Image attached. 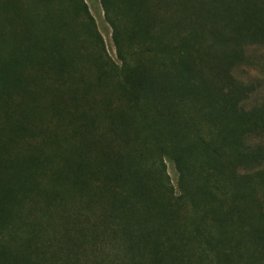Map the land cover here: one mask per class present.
Wrapping results in <instances>:
<instances>
[{
    "label": "trees",
    "instance_id": "obj_1",
    "mask_svg": "<svg viewBox=\"0 0 264 264\" xmlns=\"http://www.w3.org/2000/svg\"><path fill=\"white\" fill-rule=\"evenodd\" d=\"M1 1L0 264H264V104L232 72L264 45V0H102L119 62ZM90 200L102 226L75 218Z\"/></svg>",
    "mask_w": 264,
    "mask_h": 264
},
{
    "label": "rangeland",
    "instance_id": "obj_2",
    "mask_svg": "<svg viewBox=\"0 0 264 264\" xmlns=\"http://www.w3.org/2000/svg\"><path fill=\"white\" fill-rule=\"evenodd\" d=\"M13 7L18 11H12L11 14L17 22V27L21 28L25 18L23 14H29L34 19L36 24L35 30L40 29L44 37L61 36V40L65 38L68 42L65 53L71 52L74 42L81 41L84 48L83 52L89 54L90 57L95 52V45L100 43L104 46L108 56L119 62L117 54V46L114 40V30L112 21L118 24H123L120 20L122 13L121 4L110 7L109 11L104 7L102 0H8ZM153 3V2H152ZM166 5V4H165ZM164 5V7H165ZM172 14V9L168 12ZM168 14V16H169ZM48 15L49 17H46ZM125 21V18L122 17ZM35 19L47 23L39 24ZM7 20V12L0 0V35H6L9 31V23ZM119 26V25H118ZM246 58L237 63L233 69L234 77L245 84L249 88V95L244 97V105L250 108L264 104V45L254 44L247 45L244 49ZM92 70V74H86L85 78L89 83H93V78L96 74L94 66H86ZM38 72V70H37ZM36 72V73H37ZM35 73V74H36ZM78 77L82 75L76 73ZM71 83V81H67ZM65 86H67L65 84ZM67 91V90H66ZM52 93L45 92V95L37 102H48ZM12 104H16L22 97L14 93ZM47 129L51 130L53 123L46 124ZM97 133H100L97 131ZM42 139V138H41ZM257 141L259 138L256 139ZM264 140V138H263ZM164 166L166 175L164 181L175 192L179 193V172L174 161L168 157L164 158ZM90 197L87 195V198ZM94 206L85 209L82 208V215H76L77 220L82 219V224H86L87 214H91L97 219V224L102 226L107 219L105 215L100 213V208L103 205H97L90 200ZM78 205L81 202H77ZM78 208H71L69 212H75ZM179 212L186 213L185 206H181ZM87 213V214H86ZM103 223V224H104ZM50 235L53 232H58L63 229L61 226H56V229L49 227ZM101 233L104 236L106 231L101 228ZM56 239V237H55Z\"/></svg>",
    "mask_w": 264,
    "mask_h": 264
}]
</instances>
